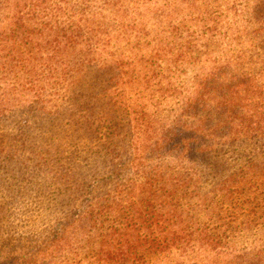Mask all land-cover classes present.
Masks as SVG:
<instances>
[{"label": "trees", "instance_id": "obj_1", "mask_svg": "<svg viewBox=\"0 0 264 264\" xmlns=\"http://www.w3.org/2000/svg\"><path fill=\"white\" fill-rule=\"evenodd\" d=\"M15 211L29 264H264V0H0V248Z\"/></svg>", "mask_w": 264, "mask_h": 264}, {"label": "rangeland", "instance_id": "obj_2", "mask_svg": "<svg viewBox=\"0 0 264 264\" xmlns=\"http://www.w3.org/2000/svg\"><path fill=\"white\" fill-rule=\"evenodd\" d=\"M102 74H101V73ZM92 76H100L108 75L103 71L94 68L91 73ZM62 119L70 120L67 115H64ZM36 132V131H35ZM228 153L224 156L225 160L230 164L226 169V172L239 170L240 168L245 169L248 167L249 159L254 158L257 162L261 163L263 158L254 157L253 153L258 154L261 150L260 145L255 144H243V145H234L233 147L228 148ZM198 170L202 173L200 178L201 188L207 189L210 187L213 179L207 178L208 168L206 165H199ZM20 213L19 211H15L13 217H10L9 220L4 221L1 227V231L3 232V236L10 237V241L6 242V244H2L0 248V264H29L28 257L34 255V253L39 249L43 248L42 240L50 237L49 229L50 227H46L43 225H36L34 229H31L32 233L29 238V220H19ZM48 231V232H47ZM234 231V230H233ZM239 233V237L234 238L230 242L232 247H237L238 249H243L245 247L253 248L260 243V236L256 235V233H252L251 235L242 233V228L237 231ZM231 233L228 234L230 236ZM5 242V241H4ZM14 248L10 249L9 247ZM27 262V263H25ZM36 264H40L39 262ZM49 264H80L77 261L72 262H56Z\"/></svg>", "mask_w": 264, "mask_h": 264}]
</instances>
